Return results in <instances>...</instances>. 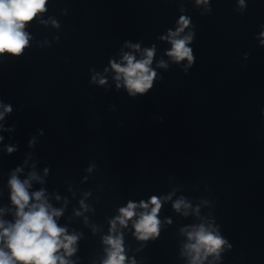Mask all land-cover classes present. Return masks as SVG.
I'll use <instances>...</instances> for the list:
<instances>
[{"label": "water", "instance_id": "1", "mask_svg": "<svg viewBox=\"0 0 264 264\" xmlns=\"http://www.w3.org/2000/svg\"><path fill=\"white\" fill-rule=\"evenodd\" d=\"M181 17L191 65L167 54ZM23 31L20 55L0 54V112L12 109L0 119L5 227L17 219L15 175L77 236L69 264H103L110 235L125 264H192L200 226L226 241L200 264H264V0H46ZM147 49L153 85L130 95L111 63ZM152 197L159 234L140 240ZM129 202L136 215L113 231Z\"/></svg>", "mask_w": 264, "mask_h": 264}, {"label": "clouds", "instance_id": "2", "mask_svg": "<svg viewBox=\"0 0 264 264\" xmlns=\"http://www.w3.org/2000/svg\"><path fill=\"white\" fill-rule=\"evenodd\" d=\"M240 5H244V0H239ZM197 3H207V0H197ZM46 0H0V54L5 52L20 55L28 44V34L23 31L25 24L30 22L37 13L45 11ZM180 27L175 32H170L169 37L172 49L167 53L174 61L179 62L187 59L189 65L194 61L192 49L187 47L192 41L191 34L183 38H176L185 28L189 26L190 21L181 17L178 21ZM264 36V33H261ZM264 44V39L261 40ZM130 47L139 48V45H129ZM154 56V49L145 50V57L137 61L134 56L125 54L123 61L124 66L112 62L111 67L117 73L115 79L120 81L123 79L124 86L130 95L136 93L144 94L153 85L156 73L150 68ZM161 66H164L161 64ZM95 79V77L93 78ZM106 81L101 79L100 84ZM120 87V84H117ZM4 111L0 112V119H3L5 113L12 111L11 106H3ZM2 139V138H0ZM9 153L14 149L9 147ZM19 171V169H17ZM47 171V170H45ZM11 187V200L17 207V219L14 224L5 227L4 222L0 221V242L4 247L0 248V264H69L65 256H71L75 251V243L77 236L67 235L66 229L58 227L54 217H59L61 212L53 210L43 200V191L33 193L31 196L27 191L29 182L26 180L21 182L15 175L9 181ZM34 199L37 203L30 204V200ZM150 204L154 205L151 211H144L140 214V218L135 222L137 238L147 240L152 236L159 234V220L157 213L161 207L159 200L152 197ZM149 203L143 201L139 207L147 210ZM183 202H177L174 207L179 210ZM187 207V205H184ZM137 204L129 202L127 207L120 209V216L112 221V230L116 228L117 222L126 226L127 221L132 219ZM27 208V211L25 209ZM189 239L195 240V243L189 244L187 247L192 256V264H200L208 255L218 253L221 246L226 241L219 235L206 231L200 226L197 231L189 233ZM106 244L110 245L107 259L103 264H125V256L123 255V241L120 236L105 237ZM7 248L8 251L4 249ZM63 249V255L60 250ZM203 252V255L201 253Z\"/></svg>", "mask_w": 264, "mask_h": 264}]
</instances>
